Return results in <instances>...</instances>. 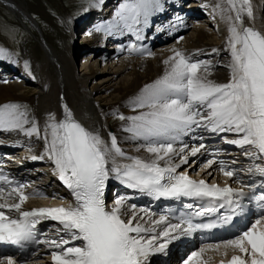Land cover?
<instances>
[{"label": "snow or ice", "instance_id": "obj_1", "mask_svg": "<svg viewBox=\"0 0 264 264\" xmlns=\"http://www.w3.org/2000/svg\"><path fill=\"white\" fill-rule=\"evenodd\" d=\"M98 2L102 4L104 0ZM225 3L227 7L222 6ZM160 7V0H124L113 21L97 27L96 31L111 35L114 29L126 30L141 40L142 26L148 24ZM216 9L228 23L224 49L230 56L228 81L221 83L210 78L218 66L212 61H194L183 51L173 49V55L163 61L166 65L163 75L144 85L131 100L135 114H116L117 119L126 122L121 131L131 139L143 141L144 150L152 159L127 155L114 133L109 132L105 139L90 130L76 119L66 103L62 105V118L50 113L43 129L29 116L25 106L0 105V131H17L42 140L43 154L31 159L50 160L54 174L74 197V204L67 207L24 210L28 199L24 189L28 185L0 174V243L20 247L45 244L51 250L53 264H147L150 254L165 251L168 242L176 238L175 233L188 234L202 226L190 220L167 223L165 216L153 219L151 215H139L134 205L132 214L124 219L125 197L117 198L111 209L106 206L104 191L110 177L157 199L221 201L219 208L200 207L195 212L197 216L215 213L225 203H232L234 197L245 196L243 188L221 187L204 179L197 181L187 172L177 171L188 163L189 155L195 156L204 148L200 144L186 154L188 145L175 147L181 136L197 128L233 134V139L222 138L244 149L243 154L250 160L264 161V31L245 23L246 19L255 20L252 0H221ZM128 50L141 51L135 44ZM220 52L221 49H211L213 54ZM5 54L0 49V56ZM24 66L30 67L27 61ZM177 156L179 161L175 162ZM214 163L215 160H209L206 166ZM219 170L230 179L235 177L234 171L223 162ZM248 171L264 176V164L256 163ZM252 199L264 207V194ZM187 207L191 209L193 205ZM12 212L18 216L13 217ZM47 220L58 223L57 239L38 238L37 225ZM261 223L258 220L222 245H208L194 252L185 264H206L202 254L208 249L219 251L221 247L225 255L228 250L233 253L227 264H264V228L256 227ZM161 225L164 227L158 231ZM0 264H17V260L0 256Z\"/></svg>", "mask_w": 264, "mask_h": 264}, {"label": "bare ground", "instance_id": "obj_2", "mask_svg": "<svg viewBox=\"0 0 264 264\" xmlns=\"http://www.w3.org/2000/svg\"><path fill=\"white\" fill-rule=\"evenodd\" d=\"M0 1L5 4L11 11L16 13L21 19L27 21L28 23H34L33 16L20 4L16 3L13 0ZM173 1L175 3L178 2V0H160V9L153 14L157 18H154L152 20L155 21V26H158L159 20H162L160 21V28L163 30H160L162 32L157 30L154 33L147 30L145 36L142 37V40L140 41V52H130L128 50L130 45L135 44V42L125 41V39L130 38L120 39L122 31L114 29L111 35L105 32L96 31L97 27L101 25H107L109 22L113 21L115 13L119 10L124 0H110L109 2H107L104 5V7H107L105 11H108V14H111V16L107 21L96 23L92 27V33H90L89 37L90 40L86 38L80 39L81 41L88 42L83 52L81 53L79 51L78 54L79 56H81L80 58H83L85 56L92 57L91 64H89V69H87L85 75L83 74L81 76L80 71L86 69V67H79L77 69L75 68V71L73 68L72 70L73 63L72 61H70V54H68L69 50L60 53L57 49H54V47L47 45L46 47H44L45 54L49 60L48 63L51 64L53 68H47L45 64L42 70L37 72L39 76L36 77L41 83H47V87L46 89L40 87V90H38V92L36 93L31 92L25 87L24 83L27 84L29 83V81H23L24 78L31 77L32 74H34L35 76V73L29 70L27 71L24 63L17 62V55L15 57V53L10 48H4L0 46V49H4L6 53L5 55L0 56V60H3L6 64H8L13 71L12 76H9V74L4 75L0 71V105H3L5 103H15L21 100L32 102L36 99L37 110L33 117L38 121L41 129H43L50 113L55 114L58 119L62 118L63 113L59 111L57 104L58 94L60 92H63L65 96L64 100L67 102V105L70 107V109L73 110L74 116L86 127H88L90 130L100 133L105 139H108L109 132L107 128L110 126L113 130L112 133L117 136L120 147L127 155L138 156L145 160L152 159L151 155L144 150L143 141L131 139L129 134L121 131L122 125H124L126 122H119L117 124L112 123L113 113L120 112L125 116L135 114L130 105L131 100L139 94L144 85L153 82L155 79L163 75L166 69V65L163 63V61L168 59L169 56L173 55L172 50H181L187 56H190L194 61L210 60L214 65H218L217 67H214L213 75L210 77L217 82L226 83L230 76L229 69L227 68L230 56L228 52L224 50L225 42L228 37V23L225 19L222 18L220 11L216 9V5L220 4L221 0H192L191 2L195 1V3L198 2L203 5L206 4V6L210 8L208 9V12L211 11L212 13V15L209 14V16H211L213 20H219L218 25H227V32H223L222 34L220 32L218 33L212 25L206 22L207 18L201 19L199 18V16H194V19L192 20L193 24L189 25L188 21L186 20V16L189 11H186L185 8L179 9L177 7H171ZM259 1L261 3V1L263 0ZM97 3L98 0L95 2V5ZM195 3H190V5L193 6L195 5ZM252 3L255 11V20L246 19L245 23L247 26H252L257 30L264 31V7L260 14V6H257V0H252ZM169 5L171 10L174 9V14L176 13V15L181 18L180 20L176 21V19H172V17H170L172 15H166L167 18L166 16L165 18H162V14L159 12L166 9L165 7ZM222 6L227 7V4L225 3ZM100 7L101 4L98 3L96 9L99 10ZM166 12L167 11L165 10V13ZM165 22H168V24H165ZM171 23H173L174 28L170 27ZM147 25H149V22ZM146 26H142L141 35H144ZM189 27H191L192 30L191 32L186 33V29ZM172 30L175 32V34L174 32H171ZM116 35L119 37L116 40L112 41L111 38ZM107 39H110L109 43L112 46H105L108 41ZM168 39L171 41L167 45H165L164 42ZM157 44H160V46H157ZM151 46L154 47L150 48ZM212 48L221 49V52L218 55L213 54L211 53ZM198 50H200L199 54H197ZM148 52H151L153 55L148 56ZM119 54L121 56L118 57ZM107 57H111L112 60H115L112 61V64H114L113 67H116L115 70H110L112 69L111 66L104 63V60H106ZM94 63H98L97 66L99 67H93L92 64ZM102 74L103 77L101 79V84L94 83L97 75ZM121 74H126L125 78L119 77ZM33 94H36V97L33 96ZM83 110H85L86 112ZM91 110H94L95 112L90 113ZM215 136L220 137L219 139L221 142L219 141V144L225 141L222 137H227L228 139L235 138V136L230 133L217 134L203 128H197L195 129V131L188 132L185 138L181 136L180 140L175 143V147L178 149L182 145H188V151H186V154L187 152H190V149L192 147H198L200 144H203L205 148L210 147L214 151L215 147L210 142V138ZM19 138H23L25 141L22 142ZM30 141L37 142L39 148H31L27 144ZM1 142L11 146L7 148L8 152H13L15 149L22 150V148L23 151H21L22 153L20 154H23L27 151L31 152V150L44 152V144L42 140L36 139L35 136L29 138L23 133L17 131H0V144H2ZM177 143L178 145L176 146ZM232 146H234L236 151H233L231 149ZM216 149H218L216 151H219V154H217L218 157L231 155V152H233L234 154H240L241 151H244V149L231 144L221 145L216 147ZM201 153L202 151L200 150L196 155H200ZM244 157L245 155L243 154V157L241 159H244ZM217 160L219 159H216V161ZM178 161L179 157L177 156L175 157V162ZM227 161L231 160L227 159ZM202 163L199 164L203 167V173H199L201 176H212L217 172H219L221 177L223 176V174L220 173L216 163H214L211 167L206 166L207 162H204L203 164ZM40 164L51 165V161L45 158L43 160H40ZM161 164L163 165V161L161 162ZM184 165H182L180 168H183ZM189 171L193 172L190 168H187L186 172ZM110 179L115 180L116 182H120L119 180L112 177H110L109 180ZM39 187L43 188L42 186ZM31 192L37 193V191L35 190V186H32ZM57 192L58 191H56L55 193ZM32 197L30 196L27 199L26 203L23 205L24 210H28L33 205L40 204L41 202L46 204L50 202L47 200L43 201L39 199V197ZM124 197L126 198L125 205L122 210L124 212V219H128V215L132 214L133 205L135 206V212L139 215L151 214V205L155 201L154 196L133 189V191L129 195ZM9 202L11 203L15 201L10 200ZM143 205H145V207ZM59 206L64 205H62L61 202L56 205V207ZM141 210L144 211L141 212ZM14 214L17 213H11V215ZM151 217L153 219H159V216L151 215ZM49 224L52 225L50 228L54 230L59 227V225H55L58 223L54 221H51ZM52 232H55V234L50 236L47 235V237L44 236L42 240L57 239V231ZM76 244H80V241H76ZM197 251H200V248L191 250L188 253V258ZM50 252L51 250L45 244H41L40 247L36 250V254L34 253V256L31 255L30 257L27 256V259H25L24 262H28L27 264H31V259L35 257L38 258V256L36 255H41L43 253L48 258H50V260H52ZM206 256L202 254L201 259H203L207 264L209 256H207L208 258ZM180 264H182L181 261ZM217 264H221V260H218Z\"/></svg>", "mask_w": 264, "mask_h": 264}, {"label": "rangeland", "instance_id": "obj_3", "mask_svg": "<svg viewBox=\"0 0 264 264\" xmlns=\"http://www.w3.org/2000/svg\"><path fill=\"white\" fill-rule=\"evenodd\" d=\"M16 3L20 4L22 7L27 9L30 14L33 16V18L36 20V22L39 25V28H41V33L45 37V39L51 43L60 53H63L67 50H70V34L72 25L74 22L79 21L81 17L80 14L82 12H87L88 10L90 11L91 5L94 9H96L98 3L95 5L96 0H13ZM88 11V12H89ZM29 23L23 19H21L16 13L11 11L5 4H3L0 1V45L1 47L4 46V48L11 47L15 51V57L17 54L16 59L17 62L24 63L25 61L28 62L29 64V70L34 71L36 70L39 72L42 70V68L45 66L48 67L46 58L42 52V49L38 43L39 41V35L36 32L35 35L29 30ZM192 28L188 30V32H191ZM80 35H76V40L75 42L78 44L83 43L84 41H81V37L79 38ZM90 40V38H86ZM86 46V45H85ZM54 48V49H55ZM81 48V47H80ZM85 48V47H84ZM83 49H81V53L83 52ZM44 53L45 50L43 49ZM46 55V54H45ZM79 56V54H78ZM81 56L77 57L74 64L72 65V70L74 68H85L84 70L80 71L81 76L85 72H87V69H89V64H91V58L89 56H85L83 58H80ZM136 58V57H133ZM71 61V60H70ZM106 65L111 66L112 69L110 70H115L116 67H113L114 64H112L111 57H107L106 60H104ZM73 63V60H72ZM103 63V62H102ZM82 64V66H81ZM98 63L92 64L93 67L97 68ZM88 65V66H87ZM104 66V65H102ZM52 72V70H51ZM107 72V71H103ZM52 74V73H51ZM39 76V75H37ZM126 74H121L119 77H124L125 78ZM103 77L102 75H97L95 78L94 83L101 84V79ZM33 82H29L27 84H24L25 87L30 90L31 92H38L40 90V85L38 86V80L37 77L33 75L31 78ZM88 85V84H87ZM91 85V84H90ZM36 94H33L35 96ZM36 97V96H35ZM15 103H18L22 106H25L29 112V115L33 117L35 115L36 110H37V100L31 101H17ZM85 111V110H83ZM86 112V111H85ZM94 110H91L90 113H94ZM116 114H120L119 112H115ZM113 113V119L112 123H119L122 122L119 119H117L116 114ZM122 114V113H121ZM107 130H110L108 132H113L112 127H108ZM34 148H38V143L32 142L31 143ZM38 145V146H37ZM23 151V150H22ZM22 153V152H20ZM192 161L194 160L193 158L191 159ZM204 162V161H203ZM196 163V161H195ZM199 165V164H198ZM186 166L190 168L192 171L197 173H203V167L202 166H197L194 167L195 164L193 165L192 163L190 164V161L183 166L185 169ZM224 177V176H222ZM225 178V177H224ZM37 179V178H35ZM34 182H37V180H34L31 184ZM39 182V181H38ZM31 188L28 190L31 192ZM56 194V193H55ZM38 194H30L28 195L29 197L33 196L32 198H38L41 200H46L45 198L49 199L47 201L53 202L54 200H64V199H55L57 196H53L51 194H44L38 197H35ZM28 197V198H29ZM60 201L59 203H61ZM130 216V215H128ZM44 254V253H43ZM45 255V254H44ZM40 256V257H39ZM39 260L38 262H34L31 264H52V262L48 261L47 257L44 258V256L39 255ZM183 263V262H182ZM27 264V263H26ZM30 264V263H29Z\"/></svg>", "mask_w": 264, "mask_h": 264}]
</instances>
